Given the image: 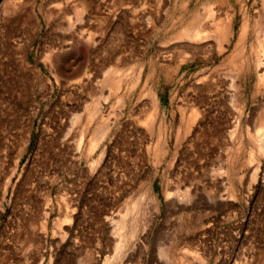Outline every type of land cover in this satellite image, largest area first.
<instances>
[{
    "label": "rangeland",
    "instance_id": "obj_1",
    "mask_svg": "<svg viewBox=\"0 0 264 264\" xmlns=\"http://www.w3.org/2000/svg\"><path fill=\"white\" fill-rule=\"evenodd\" d=\"M262 59L264 0H0V264H264Z\"/></svg>",
    "mask_w": 264,
    "mask_h": 264
},
{
    "label": "bare ground",
    "instance_id": "obj_2",
    "mask_svg": "<svg viewBox=\"0 0 264 264\" xmlns=\"http://www.w3.org/2000/svg\"><path fill=\"white\" fill-rule=\"evenodd\" d=\"M196 28H197V27H195V29H196ZM201 30H203V29H201ZM195 31H196V30H195ZM199 31H200V30H199ZM200 32H201V31H200ZM193 33H194V32H193ZM194 34H195V33H194ZM196 34H197V33H196ZM199 34H200V33H199ZM199 34H198V35H199ZM203 34H204V32H203ZM209 35H210V34H209ZM207 36H208V35H207ZM202 37H203V36H202ZM202 37H201V38H202ZM204 38H206V36H205ZM207 38H208V37H207ZM262 60H264V59H262ZM262 60L260 61V63L262 62ZM263 64H264V63H263ZM94 140H95V139H94ZM94 140H93V141H94ZM96 140H98V139H96ZM188 198H189V197H188ZM116 224H117V223H116ZM114 230H115V229H114ZM116 230H117V229H116ZM115 232H116V231H115ZM116 233H117V232H116ZM118 246H119V245H118ZM120 246H121V245H120ZM107 259H108V258H107ZM108 261H109V260H108Z\"/></svg>",
    "mask_w": 264,
    "mask_h": 264
}]
</instances>
